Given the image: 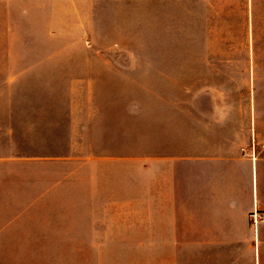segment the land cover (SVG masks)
<instances>
[{"label": "rangeland", "instance_id": "obj_1", "mask_svg": "<svg viewBox=\"0 0 264 264\" xmlns=\"http://www.w3.org/2000/svg\"><path fill=\"white\" fill-rule=\"evenodd\" d=\"M253 146L264 0H0V264H259Z\"/></svg>", "mask_w": 264, "mask_h": 264}, {"label": "crops", "instance_id": "obj_2", "mask_svg": "<svg viewBox=\"0 0 264 264\" xmlns=\"http://www.w3.org/2000/svg\"><path fill=\"white\" fill-rule=\"evenodd\" d=\"M215 151L208 153V155L199 156L202 158L200 160L204 164V169L211 167L216 170L220 163L224 166L223 170L231 176L233 172H237L238 169L242 170L244 174V193L246 203L244 204L245 213H250L257 210L260 213H264V154H258L253 146L251 149L245 152L244 155L235 153L232 157H216ZM222 167V166H220ZM226 186L224 185L223 188ZM237 201L233 200L230 204L227 214H232L237 211ZM224 222L227 224L228 228L231 227L230 219H225ZM253 233L258 240L257 251L258 259L260 263V255L264 254V220L259 221L254 229L252 225ZM223 233L220 234L222 237H232V234L224 229Z\"/></svg>", "mask_w": 264, "mask_h": 264}, {"label": "built area", "instance_id": "obj_3", "mask_svg": "<svg viewBox=\"0 0 264 264\" xmlns=\"http://www.w3.org/2000/svg\"><path fill=\"white\" fill-rule=\"evenodd\" d=\"M264 220V217H259L257 210H254V222L257 225L259 221Z\"/></svg>", "mask_w": 264, "mask_h": 264}]
</instances>
